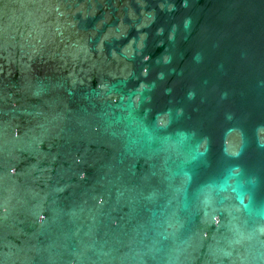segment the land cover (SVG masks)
Instances as JSON below:
<instances>
[{
    "label": "water",
    "instance_id": "1",
    "mask_svg": "<svg viewBox=\"0 0 264 264\" xmlns=\"http://www.w3.org/2000/svg\"><path fill=\"white\" fill-rule=\"evenodd\" d=\"M0 264H264V0H0Z\"/></svg>",
    "mask_w": 264,
    "mask_h": 264
}]
</instances>
